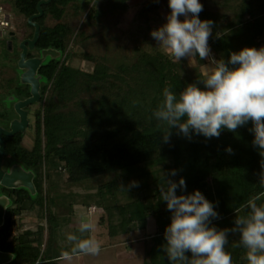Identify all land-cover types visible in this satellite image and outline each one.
<instances>
[{"label":"trees","instance_id":"obj_1","mask_svg":"<svg viewBox=\"0 0 264 264\" xmlns=\"http://www.w3.org/2000/svg\"><path fill=\"white\" fill-rule=\"evenodd\" d=\"M40 1L14 0L25 20L37 13ZM132 1L135 0H53L42 7L43 16L35 20L40 25L36 49H54L61 57L49 60L39 70L44 83L41 106L32 126V147L23 145L25 133L4 137V160L33 172L36 190L32 195L24 188L1 187L0 196L11 202L0 227V251L14 256L9 264H59L68 256L56 250L50 237L57 206L53 191L58 188L53 174L64 175L63 182L68 187L83 186L88 190L82 206L107 214L111 239L142 233L143 264H170L161 247L165 228L171 223V212L159 193V185L164 184L162 172L167 175L176 170L177 175L168 178L177 182L184 178L186 188H177V195L199 190L213 203L219 218L213 219L211 225L218 229L234 227L236 214L248 213L246 204L250 199L264 204V185L259 183L261 157L252 144L251 122L235 133L225 129L219 138L210 139L192 133L189 140L172 128L169 141L164 142L162 132L167 126L152 115L163 102L166 87L177 97L188 84L196 83L203 89L199 78H203L202 67L209 60L197 56L191 66L186 57L173 62L163 51H149L137 44L132 62L111 65L105 55L107 32L97 31V27L110 30L108 16L122 17ZM210 2L200 0L203 11L199 18L214 22L208 41L212 56L227 62L232 52L264 45V0ZM161 7L170 13L168 0H147L142 4L138 15L149 31L151 14ZM49 21L55 23L50 25ZM116 24L117 21L112 25ZM100 35L104 38L99 37L98 44L94 38ZM32 36L33 29L24 38ZM75 41L81 53H70L69 46ZM91 41L90 46L86 44ZM100 45L103 53H97ZM73 57H80L91 69L73 67ZM29 94L27 86L18 85L17 99ZM228 147L232 154L226 151ZM132 181L139 186L132 187ZM44 182H49L48 191ZM35 207L46 212L47 240L43 226L36 231H22L24 214ZM150 219L155 221L152 234L147 233ZM103 223L101 217L100 224ZM228 240L226 251L233 264H248L239 234L229 232Z\"/></svg>","mask_w":264,"mask_h":264},{"label":"clouds","instance_id":"obj_2","mask_svg":"<svg viewBox=\"0 0 264 264\" xmlns=\"http://www.w3.org/2000/svg\"><path fill=\"white\" fill-rule=\"evenodd\" d=\"M168 7L171 11L166 23L150 33L158 47L173 62L198 56L209 64L203 65V78H199L203 89L196 83L188 84L178 97L167 87L163 90V102L152 115L167 126L162 132L164 142L169 141L172 128L189 140L192 133L210 139L219 138L225 129L235 133L251 122L252 144L261 157L259 183L264 185V47L232 52L227 62L216 59L208 43L214 22L199 18L203 11L200 0H168ZM226 151L233 153L231 147ZM175 175L176 170L167 175L162 172L164 184L159 185L160 197L171 212L161 246L170 264H233L226 251L229 232L239 234L248 264H264V204L250 199L248 213L236 214L234 227L218 229L211 225L219 218L213 203L199 190L177 195V188L184 190L186 182L183 177L178 182L168 178ZM131 186L139 184L132 181ZM93 229L91 221L80 220L79 233ZM67 239L74 244L73 254L98 255L101 251V242L95 236L81 239L73 233Z\"/></svg>","mask_w":264,"mask_h":264},{"label":"rangeland","instance_id":"obj_3","mask_svg":"<svg viewBox=\"0 0 264 264\" xmlns=\"http://www.w3.org/2000/svg\"><path fill=\"white\" fill-rule=\"evenodd\" d=\"M81 1V0H80ZM143 1V3H142ZM147 0H135L131 2L129 10L120 18L108 16L110 22V30L102 27H97V31L100 30L105 33V41L107 40L108 48L105 49V55L110 58L111 65L128 64L135 58L134 48L137 44H140L142 48L146 50H159L162 51L157 44V41L150 35L151 31L159 28L166 23V17L169 12L161 7L157 13L151 14L149 21L150 31L146 28V23L139 17V11L142 8V4L146 3ZM210 5L219 2L220 0H210ZM0 9L11 16L12 20V31L15 34L13 36L11 31H7L0 39V43L3 46V51L8 54V58L5 61L4 66H0V122L3 121L6 116L16 118V112L8 107L9 95H15L18 85L27 86L20 83L19 74L21 71L17 67V61L19 57V43L20 38L30 36L32 33V27L28 24V19L25 20L24 16L19 14L14 0H0ZM181 20L184 17H180ZM82 21V20H80ZM117 21L116 25L115 22ZM53 25L54 21L48 22ZM81 23V22H80ZM94 30H96L94 28ZM5 32V31H3ZM99 37L104 38L103 35L96 36L94 42H97ZM97 40V41H96ZM99 42V41H98ZM11 43L12 50H10L9 44ZM93 41L86 43L91 45ZM100 44V42L98 43ZM90 47L91 50L96 49ZM97 48V53H103ZM264 47V45L262 46ZM69 51L81 53L83 50L75 41L71 42ZM189 65L194 66L195 60L187 58ZM71 64L75 68L80 69H91V65L85 63L80 57H73ZM209 64V63H208ZM202 67V72L204 71ZM28 89V88H27ZM40 102L33 106L31 109L32 114L29 115V120L32 125L34 124L35 117L34 113L40 108ZM15 112V113H14ZM9 120V119H8ZM34 140L33 129H27L23 140V145L27 148H31ZM7 160L4 162L6 163ZM53 182L58 183V188L53 191L57 198V206L55 208V218L52 221L53 233L52 236L53 246L61 254L68 256L61 258L59 264H143L145 259V239L142 233L136 232L131 236L119 235L115 239L109 237V228L107 221V214L102 211L96 210L94 207L88 210L82 206L85 195L88 194L83 186L68 187L63 181L65 176L61 177L53 174ZM114 178L116 176H113ZM49 182H44V189L48 191ZM94 192V191H93ZM121 200L124 201L121 196ZM46 212L41 210L39 207H35L31 211H27L23 218V229L36 231L39 226L44 228V239L48 238V224H47ZM104 217V223L100 224V218ZM81 219L89 220L94 226L93 231L86 233L78 232V225ZM155 231V221L150 219L148 222V234H152ZM75 233L81 239L88 238L89 236H95L101 242V251L98 255H84V254H73L72 249L74 244L68 241L67 237L69 234ZM41 264V263H40Z\"/></svg>","mask_w":264,"mask_h":264},{"label":"water","instance_id":"obj_4","mask_svg":"<svg viewBox=\"0 0 264 264\" xmlns=\"http://www.w3.org/2000/svg\"><path fill=\"white\" fill-rule=\"evenodd\" d=\"M53 0H41L37 5V13L28 18V24L34 29L33 37L22 40L19 44L21 53L17 61V67L23 71L19 74L20 83L30 87V97L17 101L14 104V111L18 115L17 119L10 122L9 129L0 126V187L6 189H27L32 195L36 190L33 183L34 174L31 171H25L21 166L14 165L8 172L3 170V160L5 156L4 137H13L19 133H25L29 129L27 107L34 105L41 100V77L38 71L42 65L51 59H59L61 53L54 49H46L40 52L39 57L28 58L30 51L36 49V44L40 37V25L35 21L43 16V6L48 5ZM12 50L11 43L9 44ZM11 202L6 196H0V227L4 224V218L7 208ZM13 254L0 251V264H9L13 260Z\"/></svg>","mask_w":264,"mask_h":264},{"label":"flooded vegetation","instance_id":"obj_5","mask_svg":"<svg viewBox=\"0 0 264 264\" xmlns=\"http://www.w3.org/2000/svg\"><path fill=\"white\" fill-rule=\"evenodd\" d=\"M33 33H34V29H33ZM13 36H15V34H13ZM33 37V36H32ZM25 39H30V38H23L22 40H25ZM21 40V41H22ZM20 41V42H21ZM20 44V43H19ZM43 51V50H42ZM40 52L41 51H38L37 49H35L34 51H30L29 52V54H28V58H34V57H39L40 56ZM21 53V50L19 51V54ZM19 58V57H18ZM40 70V69H39ZM38 76L40 77V75H39V71H38ZM43 81H41V88H42V86H43ZM27 88H28V91H29V93H30V87L27 85ZM40 94H41V89H40ZM28 97H30V94H29V96H27V97H25L24 99H27ZM7 98H8V102L10 101V103H8L7 105H8V107H11L12 108V110L14 111V104H15V102H17V101H21V100H24V99H17V97L15 96V95H9V96H7ZM39 103V102H38ZM38 103H36V104H38ZM36 104H34V105H31V106H29V107H27L26 108V110L28 111V120H29V115H31L32 114V119H33V111H32V107L33 106H35ZM15 113V112H14ZM16 114V113H15ZM34 117H35V113H34ZM18 118V115H16V118H12L11 116H8V117H6L3 121H1L0 122V126L1 127H3V128H5V129H9V126H10V122L12 121V120H14V119H17ZM6 119H9L8 121H6ZM32 123H31V121L29 120V129H31L32 128ZM5 160H3V170H4V172H8L9 171V169L12 167V166H14V165H18V164H16V163H12V164H9L8 162H4ZM0 190H1V187H0Z\"/></svg>","mask_w":264,"mask_h":264},{"label":"built area","instance_id":"obj_6","mask_svg":"<svg viewBox=\"0 0 264 264\" xmlns=\"http://www.w3.org/2000/svg\"><path fill=\"white\" fill-rule=\"evenodd\" d=\"M12 18L10 15L5 14L1 9H0V36H3L7 31H12ZM5 31V32H3ZM36 264H40V262H37Z\"/></svg>","mask_w":264,"mask_h":264},{"label":"crops","instance_id":"obj_7","mask_svg":"<svg viewBox=\"0 0 264 264\" xmlns=\"http://www.w3.org/2000/svg\"><path fill=\"white\" fill-rule=\"evenodd\" d=\"M11 34L13 35V31H11ZM3 36H0V39L2 38ZM8 58V54H5L4 51H3V46L1 45L0 43V66H4L6 63V59Z\"/></svg>","mask_w":264,"mask_h":264}]
</instances>
